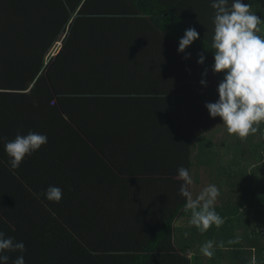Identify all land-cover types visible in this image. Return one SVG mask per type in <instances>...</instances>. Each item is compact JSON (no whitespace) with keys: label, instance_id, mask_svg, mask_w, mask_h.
I'll use <instances>...</instances> for the list:
<instances>
[{"label":"crops","instance_id":"crops-1","mask_svg":"<svg viewBox=\"0 0 264 264\" xmlns=\"http://www.w3.org/2000/svg\"><path fill=\"white\" fill-rule=\"evenodd\" d=\"M116 1L0 0V11L9 8L5 16L12 27L25 25L28 39L23 43L33 47L27 52L34 59L36 52V59L45 60L62 52L66 60L59 71L72 85L65 83L71 93L63 100L58 126L63 157L77 158L74 171L87 179H80L79 189H91L93 203L107 206L111 220L162 222L185 206L179 194L184 182L177 172L183 166L192 179L193 198L209 185L219 189L214 210L227 226L212 225L201 233L186 211L177 223V250L190 264L216 258L243 264L229 246H248L246 237L253 233L243 227L250 219L245 208L234 212L244 198L243 181L228 173L242 168L244 149L228 144L236 137L205 106L219 99V82L186 59L150 18ZM45 46L49 53L42 58ZM53 112L49 102L27 109L37 125L50 122ZM254 165L246 170L248 182ZM208 240L214 242L211 258L200 250ZM159 247L162 252L174 249L165 242ZM160 264H168L166 257Z\"/></svg>","mask_w":264,"mask_h":264},{"label":"trees","instance_id":"trees-1","mask_svg":"<svg viewBox=\"0 0 264 264\" xmlns=\"http://www.w3.org/2000/svg\"><path fill=\"white\" fill-rule=\"evenodd\" d=\"M116 2L127 4L128 11H138L150 18L157 30L178 47L185 30L195 28L200 38L183 53L191 54L190 58L207 70L214 81L223 79L224 73L212 71L213 0ZM243 2L250 4V11L264 21V0ZM228 3L231 6L232 0ZM7 11L8 7L4 13L0 11V17L3 16L0 20V136L4 137L0 140V231L16 242H23L26 247L24 253H3L10 258L8 264L21 254L25 264H160L165 257L168 264H190L188 257L182 256L175 244L177 223L186 212L185 206L170 215L168 220L156 223L135 221L130 225L111 220L107 206L93 203L91 189H79L83 175L75 172L73 167L78 159L73 157L72 160L69 155V159L63 157V133L58 126V121L63 122L58 119L60 115L62 119L64 116L63 100L71 93L65 83L68 88L69 84L72 85L67 73L60 74L59 71L66 60L62 61V52L50 60L36 59V52L33 53L36 54L34 59L27 52L33 47L23 43L28 39L25 25L20 22L19 26L12 27L11 19L7 20L5 16ZM257 35L264 38V22L258 25ZM48 53L49 47L45 46L41 57ZM198 53L205 56L203 64L197 62ZM35 102L51 104L54 112L50 122L37 125L28 117L27 109ZM29 131L46 134L48 142L27 155L19 168L12 169L5 142L14 140L17 134L27 135ZM232 137L236 138L228 144L238 150L244 149L242 170L234 169L228 173L243 181L244 198L234 212L245 208L249 213L250 219L243 227L252 230L253 237H246L248 246L229 247L233 249L235 260L240 259L243 264H264V184L260 180L264 174V122L246 139L234 134ZM251 162H255L251 179L254 185L246 178ZM49 186L63 190L58 203L45 197L44 192ZM101 213H107L109 220H103L106 216ZM228 217H231L230 212ZM230 223L228 221V226ZM226 226L227 222L222 225L223 228ZM150 229L155 230L151 238L148 237L152 232ZM163 242L171 243L174 249L158 251Z\"/></svg>","mask_w":264,"mask_h":264},{"label":"clouds","instance_id":"clouds-1","mask_svg":"<svg viewBox=\"0 0 264 264\" xmlns=\"http://www.w3.org/2000/svg\"><path fill=\"white\" fill-rule=\"evenodd\" d=\"M211 7L215 10L211 44L214 54L212 71L224 73V77L217 88L219 99L214 103L208 102L205 106L211 117L222 118L229 134L237 135L243 140L250 134H255L258 126L264 122V38L257 35L258 25L264 21L252 13L251 5L245 4L243 0H232L231 6L228 0H213ZM199 38L200 34L195 28L186 29L179 40L178 51L185 52ZM198 56L197 62L203 64L204 54L198 53ZM204 75H207V70ZM201 84L207 86L206 80H201ZM0 140H4V137L0 136ZM47 142L46 134L34 131H29L27 135L17 134L14 140L6 141L5 150L10 158V167L19 168L27 155L38 151ZM177 172L178 179L184 182L179 194L186 198L185 211H191L190 223L201 233L212 225L221 227L225 220L214 210L220 194L216 185L207 186L193 198L189 187L192 184L189 170L180 166ZM44 195L49 201L58 203L62 199L63 190L49 186ZM213 246L214 242L208 240L200 250L204 256L211 258L214 255ZM219 246L223 247V242ZM16 251L24 253L25 244L16 242L13 237L0 231V264H8L10 259L3 253ZM12 264H25L24 256L21 254Z\"/></svg>","mask_w":264,"mask_h":264},{"label":"rangeland","instance_id":"rangeland-1","mask_svg":"<svg viewBox=\"0 0 264 264\" xmlns=\"http://www.w3.org/2000/svg\"><path fill=\"white\" fill-rule=\"evenodd\" d=\"M263 177H261L260 178V180L262 181V183L264 184V174L262 175ZM223 259H219V258H216L215 260H212V261H214V262H208L207 260L206 261H203V262H201V263H199V264H224V262H225V260H223ZM216 261V262H215Z\"/></svg>","mask_w":264,"mask_h":264}]
</instances>
